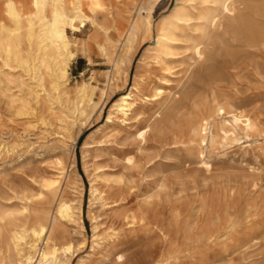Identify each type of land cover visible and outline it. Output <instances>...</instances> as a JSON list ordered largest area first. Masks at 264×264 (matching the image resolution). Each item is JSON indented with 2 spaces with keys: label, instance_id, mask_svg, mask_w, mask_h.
I'll return each mask as SVG.
<instances>
[{
  "label": "rangeland",
  "instance_id": "374dc122",
  "mask_svg": "<svg viewBox=\"0 0 264 264\" xmlns=\"http://www.w3.org/2000/svg\"><path fill=\"white\" fill-rule=\"evenodd\" d=\"M127 1L114 2L113 12L122 13ZM174 2L160 1L153 13L155 23ZM97 21L105 23L104 15L99 14ZM71 36L102 39L90 24ZM148 46L149 41L135 46L130 64L110 88L112 65L94 48L89 51L91 63L78 56L70 64L69 88L85 80L98 90L93 96L97 105L72 130L75 141L67 147L55 135L60 125L44 107L20 114L0 91V141L11 142L20 135L29 142L41 140L42 146L34 144L29 151L22 148L0 158V207H15L20 203L17 196L35 194L42 178L54 173V159L59 157L71 169L70 182L77 192L65 195L80 202L83 226L66 264H84L82 259L92 253L89 209L103 222L99 232L110 226L118 230L119 239L106 252L93 251L86 264H264V138L258 137L259 147L252 138H241L209 150L206 168L184 137L186 117L213 92L264 118V56L235 45L200 62L191 58L189 50L179 48L165 70L149 62ZM215 72H221L220 79L214 78ZM135 76L142 78L144 94H151L156 86L165 92L139 105L141 116L131 123H106L113 101L130 88ZM162 80L171 84L164 85ZM100 89L106 91L105 97L100 98ZM147 125L151 130L146 141L139 143L134 133ZM99 128L103 133L96 132ZM84 142L91 144L85 154L90 165L100 166L98 175L123 178L121 183L101 186L107 201H115L109 207H89L93 171L84 170ZM127 155L135 157L131 166L125 163ZM53 207L48 194L32 200L28 221ZM125 214L135 215V222L126 224Z\"/></svg>",
  "mask_w": 264,
  "mask_h": 264
},
{
  "label": "bare ground",
  "instance_id": "6f19581e",
  "mask_svg": "<svg viewBox=\"0 0 264 264\" xmlns=\"http://www.w3.org/2000/svg\"><path fill=\"white\" fill-rule=\"evenodd\" d=\"M117 1L0 0V91L20 114L44 107L47 115L60 125L61 131L55 135L64 147L74 143L72 130L97 105L93 96L98 87L91 81L82 80L69 88L70 64L78 56L91 63L89 51L93 48L112 65L108 88L114 84L116 75L124 71L123 67L130 64L135 46L145 41H149V62L165 70H169L166 62L179 48L189 50L191 58L200 62L211 60L222 48L235 45L245 52L253 49L264 56V0H175L156 23L153 13L161 0H128L122 13H114L113 3ZM99 14L104 15L105 23L97 21ZM87 24L100 31V41L95 37L72 38L71 35L81 34ZM230 56L234 59L235 53ZM213 76L218 80L221 72ZM141 82L142 78L135 76L130 88L113 101L106 123H131L141 116L139 105L154 101L165 92L156 86L151 94H144ZM162 84L171 83L162 80ZM99 94L100 98L105 97L106 91L100 89ZM2 121L0 115V124ZM150 130L149 125L137 130L135 139L144 143ZM96 132L103 130L99 128ZM184 137L197 149V157L207 168L209 150L224 148L241 138H252L255 147H259L258 137L264 138V118L233 105L224 94L213 92L194 114L186 117ZM40 141L29 142L20 135L11 142L0 141V158L22 148L29 151L34 144L42 147ZM89 147L90 143H83L84 170L93 171L89 207H109L115 201H107L101 186L110 181L121 183L123 178L98 175L100 166L90 165L85 154ZM134 162L133 155L125 157L127 166ZM70 170L59 157L55 158L54 173L42 178L35 194L17 196L20 203L15 207H0V264H66L70 260L74 237L81 235L83 227L80 202L65 195L77 192L70 182ZM46 194L51 197L53 209L42 216H33L34 220L29 222L32 200ZM90 213L89 209L92 253L82 259L84 264L93 251L106 252L119 239L118 230L110 226L99 232L103 222ZM123 219L126 224H133L136 217L125 214Z\"/></svg>",
  "mask_w": 264,
  "mask_h": 264
}]
</instances>
